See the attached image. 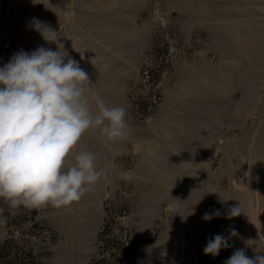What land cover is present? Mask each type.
<instances>
[{"label": "rangeland", "instance_id": "374dc122", "mask_svg": "<svg viewBox=\"0 0 264 264\" xmlns=\"http://www.w3.org/2000/svg\"><path fill=\"white\" fill-rule=\"evenodd\" d=\"M58 1L60 0H0V67L20 50L31 53L40 46L56 50L55 44L45 42L32 28L30 22L33 18L45 21L59 31L71 58L81 59L79 49L89 48V45L82 41L75 49L76 51L79 48L78 55L72 52L75 48L73 39L63 36L62 23L50 15L54 8L50 4ZM141 1L144 5L142 20L152 23L155 32L150 48L144 56L145 62L137 71L134 80L130 82L128 95L130 120L137 127L133 129L138 139L134 144H139L140 150L134 154L130 151L133 150L134 144H125L124 140L129 136L128 133L125 138L115 140H109L98 133L99 128L84 133L73 154L69 156L68 164L75 162L74 156L80 151L90 152L95 156L96 167L101 176L78 202L59 209L51 205L42 207L40 219L51 226L57 234V241L51 245L50 254L44 259L45 264H88L98 254L97 237L105 218V204L116 200H128L131 203V214L121 221L133 229L138 248L143 254L144 264H224L227 260V255L222 249L216 257L204 254L203 249L212 238L213 224L212 219L204 220L202 217L205 213H212L213 206L217 205L222 208L218 221L223 223L226 219L225 213L228 208L220 202L218 194L223 190L221 188L226 183L224 179L229 174V169L225 165L223 168L218 165V151L214 148L200 146L191 149L193 157L190 161L193 164L186 165L178 164L183 160L176 159L177 151L169 147L170 143H162L157 139L155 144L158 143L160 147L151 142L146 145L155 127L161 103L155 112L147 114L146 105L143 103L145 94L141 72L154 47L168 46L169 54L172 53L175 58L188 56L191 51L201 47L203 42L201 27L212 29L218 25L215 20L225 13L224 8L228 7L229 0ZM245 2L246 6L244 8L241 6L240 10L243 8L247 14V9L251 11V2L250 0ZM84 56L87 61L88 55ZM170 59L169 55V64ZM169 73L168 67L157 83V89L162 97L164 87L171 82ZM227 88L228 92L234 90L231 86ZM135 101L139 107L134 104ZM237 101L223 102L212 98L210 101L212 137L214 129L218 128L216 121L219 110L223 112L222 115L228 125L243 126L245 121L241 123L234 113L235 108L242 105ZM263 102H260V107L263 106ZM202 105V101L197 97L190 101L191 123L197 124L199 120L202 121L200 118ZM250 105L254 106L256 103L245 102L242 107L245 110ZM164 123L157 129L159 134L156 131V137H161L159 140L163 142L166 139L164 133L160 132L164 131L163 127L166 126ZM144 146L149 148L145 150ZM226 150L229 152L228 144ZM228 181L229 185L224 193L226 203L233 206L243 202L240 199L242 195L239 193V183L233 176H230ZM250 198L245 199V204L243 202L244 214L229 221L230 231L234 228L238 233L230 239L229 257L238 248L244 249L249 257L257 250V244L251 240L246 221L247 211L250 210H248ZM216 234L221 232L218 231ZM3 238L4 235L0 234V240Z\"/></svg>", "mask_w": 264, "mask_h": 264}, {"label": "crops", "instance_id": "0c3cea01", "mask_svg": "<svg viewBox=\"0 0 264 264\" xmlns=\"http://www.w3.org/2000/svg\"><path fill=\"white\" fill-rule=\"evenodd\" d=\"M250 2L251 11L247 9L245 14V0L227 1L225 13L215 20L218 25L212 29L201 27V47L181 58L170 54L171 82L164 87L161 108L146 145L151 142L160 147L158 143L155 144L157 139L162 143H170L169 147L177 151L176 159L183 160L178 164L186 165L193 164L190 161L193 157L191 149L206 146L218 151V165L221 168L225 165L229 169V174L224 179L226 183L221 188L223 190L217 193L220 202L228 209L231 207L224 198L230 176L239 183L238 189L242 195L240 199L244 204L245 199L251 197L249 204L252 207L249 205L246 221L251 240L257 244V250L251 253L253 257L259 253L264 255V102L260 107V102L264 101V0ZM50 5L54 7L50 15L62 23L63 36L74 41L72 43L75 48L72 52L78 55L79 48L75 49L82 41L89 45V48L79 49L86 50L84 54L88 55V60H75L90 76V87H86L85 95L92 110L96 111L97 96L109 107H123L129 135L124 142L133 145L138 139L133 130L137 127L132 124L129 116L130 82L143 66L144 56L155 32L152 23L142 20L143 2L60 0ZM92 59L94 65L90 62ZM230 86L234 90L228 92L227 87ZM194 97L203 103L200 117L202 121L199 120L197 124L191 123L189 109ZM212 98L223 102L238 100L242 105L245 102H255L256 105L252 104L245 110L242 105L235 108L238 120L241 123L245 121L243 126L228 125L223 112L219 110L216 121L218 128L214 129L212 137ZM163 122L166 126L160 133H164L165 142L159 140L161 137H156V131ZM157 132L159 134V130ZM98 133L102 134L101 130ZM227 144L229 152L226 150ZM133 147L130 151L134 154L140 150L139 144H134ZM147 148L149 147H143L145 150ZM229 221L230 219L227 226L230 235Z\"/></svg>", "mask_w": 264, "mask_h": 264}, {"label": "clouds", "instance_id": "9594fccd", "mask_svg": "<svg viewBox=\"0 0 264 264\" xmlns=\"http://www.w3.org/2000/svg\"><path fill=\"white\" fill-rule=\"evenodd\" d=\"M30 23L56 50H20L0 67V199L13 214L21 207L59 209L78 202L101 176L90 152L80 151L68 164L84 133L99 128L115 140L125 138L128 129L123 107H109L97 96L92 110L85 95L90 76L66 51L59 31L38 18ZM85 51H79L81 60ZM241 214L239 202L227 210L226 218ZM220 215L217 209L202 219ZM237 235L234 228L228 237L216 234L204 254L218 256ZM224 264H264V255L249 257L238 248Z\"/></svg>", "mask_w": 264, "mask_h": 264}, {"label": "trees", "instance_id": "16d2710c", "mask_svg": "<svg viewBox=\"0 0 264 264\" xmlns=\"http://www.w3.org/2000/svg\"><path fill=\"white\" fill-rule=\"evenodd\" d=\"M151 54L154 64L159 65L157 69L151 70V81L162 102L157 83L166 69L171 68V63H168L170 55L168 46L154 47ZM146 99L147 97L143 103L147 112ZM134 104L139 107L137 101ZM131 209L128 200L108 201L105 204V218L97 237L98 254L88 264H144L143 254L138 248L133 229L121 221L131 214ZM217 209L222 211V208L216 205L213 206L212 212ZM41 212L42 207L33 209L21 207L13 214L8 205L0 199V234L4 235L0 240V264H45L44 259L49 256L51 245L57 241V234L51 226L40 219ZM227 223L228 218L220 223L218 217H214L212 237L218 231L228 237ZM229 249L230 247L222 249L227 259Z\"/></svg>", "mask_w": 264, "mask_h": 264}, {"label": "built area", "instance_id": "2783aa9c", "mask_svg": "<svg viewBox=\"0 0 264 264\" xmlns=\"http://www.w3.org/2000/svg\"><path fill=\"white\" fill-rule=\"evenodd\" d=\"M159 65L154 64L152 54L148 55V62L141 72V79L143 81V90L145 97H147V114L151 115L156 111V108L161 103L159 95L151 81V70L157 69ZM144 97V98H145Z\"/></svg>", "mask_w": 264, "mask_h": 264}]
</instances>
